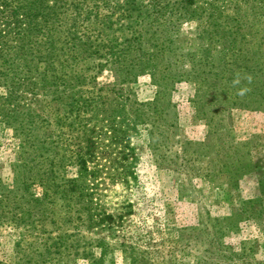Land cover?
Returning a JSON list of instances; mask_svg holds the SVG:
<instances>
[{"label":"rangeland","instance_id":"rangeland-1","mask_svg":"<svg viewBox=\"0 0 264 264\" xmlns=\"http://www.w3.org/2000/svg\"><path fill=\"white\" fill-rule=\"evenodd\" d=\"M151 3L59 0L53 8L61 16L55 29L47 31L42 24L32 29L25 42L9 39L22 55L6 62L4 85H0V108L4 106L6 112L5 118L0 117V190L12 184L13 165L21 153L26 154L24 146L33 145L29 148L36 150L59 136L68 138L66 119L61 124L52 114L57 107L66 108L57 106L60 97L123 94L140 102L155 98L159 87L153 83L151 71H137L136 61L141 49L160 40L149 38V32L168 23L163 18L170 14L155 20ZM192 6L191 19L160 27L167 28L172 46L184 50L193 42L203 43L205 39L197 38V32L212 30L209 35L214 44L230 41L238 60L245 58L252 68L241 72L243 78L264 79V0H193ZM143 30L145 37L140 39L137 31ZM241 44L249 47V54L239 53ZM30 47L31 54L23 55ZM161 75L155 73L156 79ZM168 86L163 90L167 98L163 102L173 105L170 117L178 140L210 143L216 137L209 134L213 122L207 123L195 109L194 83L179 79ZM23 109L40 114L35 124L45 122L52 133L31 137L25 145V135L15 129ZM222 113L234 142L264 135L263 110L233 107ZM12 115L16 120L9 119ZM131 142L137 156L136 179L102 189L98 217L103 221L78 231L71 224L60 227L59 233L70 235L66 239L71 245L64 257L51 253L39 264H264V195L259 187L264 180L262 143H258L259 152H251L256 167L232 184L224 177L212 183L200 177L189 180L182 171L159 166L143 130ZM55 145L52 141V148ZM56 149L64 151L63 145ZM63 174L76 177L77 167L67 165ZM227 217L233 219V225L228 223L230 227L222 235L213 234L212 229L223 223L213 220ZM18 233L6 223L0 226V264H18L14 253ZM18 248L24 249L22 245Z\"/></svg>","mask_w":264,"mask_h":264},{"label":"trees","instance_id":"trees-1","mask_svg":"<svg viewBox=\"0 0 264 264\" xmlns=\"http://www.w3.org/2000/svg\"><path fill=\"white\" fill-rule=\"evenodd\" d=\"M58 1L0 0V85H4L1 83L6 62L22 55L18 48L8 43L9 39L25 42L32 29L42 24L47 31L55 29L61 19L59 11L53 9L58 7ZM192 5L193 0H178L172 4L166 0H152L149 5L155 20L170 14L163 18L168 23L155 26L149 32V38L155 40L158 37L160 40L141 49L136 61L137 71H151L153 83L159 87L153 100L140 102L135 96L123 94L62 96L57 106L63 104L66 108L57 107L52 114L60 121L66 119L68 138L59 136L36 150L35 147L34 150L29 148L33 145L28 141L38 135L48 136L50 126L41 121L35 124L41 115L32 113L31 109L20 111L22 120L17 122L15 129L25 135L23 143L28 144L24 146L26 154L21 153L13 165L12 184L0 190V226L6 223L19 230L15 262L39 264L51 253L64 257V251L71 245L66 239L70 235L59 233L60 227L71 224L78 231L103 221L98 217L102 189L136 179L137 156L131 138L141 130L147 135L148 147L157 164L182 171L189 180L200 177L212 183L224 177L233 184L256 167L250 156L252 150L259 152L258 143L264 145V135L254 136L246 142H234L229 137L224 114L221 116L220 113L233 107L264 111V79L243 78L241 72L252 68L246 64L245 58L238 60L230 41L214 44L209 35L212 30L197 32V38L205 39L203 43L193 42L184 50L183 47L172 46L167 28L160 27H167L172 21L191 19ZM159 28L161 30L157 31ZM145 33L146 30L137 31L140 39L145 37ZM244 46L241 44L237 50L249 54V47ZM27 49L25 56L31 54L32 47ZM128 49L129 46L125 47ZM155 73L163 75L156 79ZM158 79L162 82L158 83ZM179 79L194 83L195 109L207 123L213 122L209 125V134L216 137L208 144L178 140L174 118L170 117L173 105L163 102L167 99L163 90ZM237 80L239 83H234ZM236 87L238 89H234ZM241 89L246 90L244 95L238 94ZM3 107L0 108L1 119L6 117ZM172 115H175L174 111ZM9 119L14 121L16 116H9ZM64 121L61 124L65 125ZM52 141L56 144L54 148ZM58 142L59 147L63 145V152L56 149ZM175 145L177 148L172 149ZM67 165L77 167L76 177H65L63 169ZM34 187L41 190L35 192ZM259 187L264 195V180ZM232 220L230 217L215 218L213 222L223 223L213 228L212 233L224 234L230 227L228 223L233 225ZM46 225L51 227L46 228ZM54 231L58 233L52 236ZM20 245L24 249L18 248Z\"/></svg>","mask_w":264,"mask_h":264},{"label":"clouds","instance_id":"clouds-1","mask_svg":"<svg viewBox=\"0 0 264 264\" xmlns=\"http://www.w3.org/2000/svg\"><path fill=\"white\" fill-rule=\"evenodd\" d=\"M234 83H239V81L237 80V81H234ZM246 90L245 89H241L240 91H239V95H244V92H245Z\"/></svg>","mask_w":264,"mask_h":264}]
</instances>
